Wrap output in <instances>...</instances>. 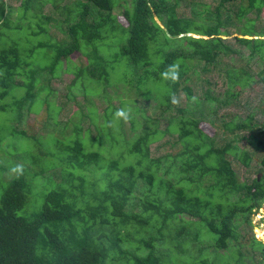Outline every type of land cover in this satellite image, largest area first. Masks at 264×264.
<instances>
[{
  "label": "trees",
  "instance_id": "obj_1",
  "mask_svg": "<svg viewBox=\"0 0 264 264\" xmlns=\"http://www.w3.org/2000/svg\"><path fill=\"white\" fill-rule=\"evenodd\" d=\"M184 3L0 0V98L24 88L0 101L15 112L0 127V142L13 140L1 147L10 160L0 163V264H264V241L239 230L264 203V0ZM76 51L84 66H73ZM63 70L74 74L71 99L78 88L110 100L114 85L119 104L102 116L89 107L92 126L77 111L68 129H18L14 120L39 100L43 126L56 128L67 103H55L52 79ZM258 84L244 115L241 95ZM154 143L169 149L155 156ZM236 161L257 173L250 182Z\"/></svg>",
  "mask_w": 264,
  "mask_h": 264
},
{
  "label": "rangeland",
  "instance_id": "obj_2",
  "mask_svg": "<svg viewBox=\"0 0 264 264\" xmlns=\"http://www.w3.org/2000/svg\"><path fill=\"white\" fill-rule=\"evenodd\" d=\"M187 0H185L186 3ZM194 2H202L205 0H193ZM20 2L17 3V5ZM184 3V4H185ZM189 3V2H188ZM129 4V3H128ZM47 12L48 9H46ZM123 12V7H121L120 9H116V13L118 15H120L121 17V13ZM189 12V11H188ZM248 16L250 17H255L256 16V11L253 9L252 11H250L248 13ZM264 20V9L261 12V19L257 20V24L261 25L262 21ZM51 32L52 34H55L59 37L63 36V33L59 30H57L56 28H51ZM234 36H241L239 32H233L232 35L230 36H224L225 38H227V40H232L234 39ZM241 52L244 53V50H240ZM39 54V53H38ZM230 56H232V58L234 60H236L239 64L243 65L245 64V60H242L240 58L239 53H232ZM42 57V53H40L39 56V60ZM230 61V59H226L225 62ZM72 62H73V66L74 65H85L87 63V58L82 55L80 52L76 51L72 54ZM262 66V63H258L255 64L254 66V70H257L259 67ZM122 70H124V67L122 66L119 67V69L113 74V80L115 81L119 74L122 73ZM74 77L73 73L70 72H66L65 70H63L62 72L60 71L59 73L57 72V75L54 77V79H52V86L56 89L57 91V95L54 98V101L56 104H64L67 103L66 105V109L61 111L59 113V115L57 117H55V119L58 121V123L56 124V128L52 126H43V118L42 116H46V110L44 108L40 109V100L35 104V108L34 110H28L25 109V112L23 113V115L20 117V119L18 120L17 118L14 120V124L18 127V129H24L28 132V134L32 133L33 130L38 131L37 136H41L43 133L49 132L53 129L55 130H61L64 127L67 129L69 128L67 124L71 123V118H75L74 114L77 111H83V113L85 114L82 124L83 127L86 126H92L94 122L91 121L90 116H88L89 113V107H95L97 109V112L99 113L100 116H102L105 112V108L106 106L111 102L114 104H119V97L122 95L121 91L119 89H116L115 87H113L114 85H110L107 87V92L108 94L111 96L110 100H108V98H106L105 95L100 94L98 95H85L83 94V92H81L80 89L75 88L73 89L74 93L76 94V96L74 98H70L67 93H69V88H68V84L69 81L71 80V78ZM261 90H262V85L258 84L256 85L254 88H248L245 91H243L242 93V106H240V108L242 109L243 105H244V100L246 99L249 103L248 106L239 111L244 113V115H246L248 113V107L250 108V110H253L256 106V104L258 103V100L260 99L261 96ZM15 92H18V95L23 94L24 92V88L23 87H16L15 90L12 91V93L10 94H14ZM12 95L7 96L6 98H0V101L3 103H7V102H12L13 98ZM182 101L183 104H185V96L182 95ZM130 97L127 92L125 93V95L123 96V98H127ZM147 108L149 110L150 113L152 114H156V112L158 110H156L154 108V106L151 105H147ZM255 110V109H254ZM15 117V112L12 110V108H9L8 110H0V127H2L3 129H9L12 127V123L11 120L12 118ZM258 117V114H257ZM101 119L103 120V118L101 117ZM71 125V124H70ZM124 126L125 128H129L130 127V121L124 120ZM201 128L208 134L210 135H215V127L212 126L209 122L207 121H202L200 123ZM128 131V129H127ZM8 131H6L7 133ZM96 133V132H95ZM171 140H174L175 137L170 135L168 136ZM18 138V136L16 137V139ZM13 141V140H11ZM10 139L6 138L4 141L0 142V163H3L5 161H9L10 158L7 157L8 153H4L5 151L3 149H1V147H7L6 145H8L7 143L11 142ZM30 143V145H33L34 142H28ZM50 144L53 145V142L50 141ZM162 144V143H161ZM241 144H246L248 146V148L250 150H252V146L251 144H249L246 140L242 141ZM164 145V143H163ZM39 146L36 148L38 149ZM153 154L155 156H158L160 154H162L164 151H167L169 148L166 146L165 147H158L157 143L153 144ZM261 152H263V150L261 149ZM110 156H106L111 157ZM24 164L25 167H29V168H33L31 166L30 161H25L23 160L22 162ZM235 169L239 174L240 180H248L250 182V180L257 174L255 172H253L249 167H247L245 164H243L242 161H236L235 162ZM52 171V170H51ZM58 169H55V173L57 174ZM57 179H59V176H56ZM253 219V225L252 227L248 226L246 223H242L240 224L239 230L243 233H247L248 235L251 234H255L257 238L262 239L264 241V203L263 206L256 212L253 214L252 216ZM201 245H206L207 243H200ZM231 258H223V261H227L230 260Z\"/></svg>",
  "mask_w": 264,
  "mask_h": 264
},
{
  "label": "clouds",
  "instance_id": "obj_3",
  "mask_svg": "<svg viewBox=\"0 0 264 264\" xmlns=\"http://www.w3.org/2000/svg\"><path fill=\"white\" fill-rule=\"evenodd\" d=\"M177 75H178V73H175V72H174L173 75H172V79H173V80L176 79V78H177ZM116 115H117L118 117H123L125 120L128 119V113H127L125 110H123V109L118 110L117 113H116ZM13 171H14V172L22 171V166H19V165H18L16 168L13 169Z\"/></svg>",
  "mask_w": 264,
  "mask_h": 264
}]
</instances>
